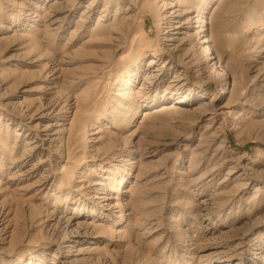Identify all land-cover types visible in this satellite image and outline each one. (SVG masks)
<instances>
[{
  "label": "rangeland",
  "instance_id": "1",
  "mask_svg": "<svg viewBox=\"0 0 264 264\" xmlns=\"http://www.w3.org/2000/svg\"><path fill=\"white\" fill-rule=\"evenodd\" d=\"M0 264H264V0H0Z\"/></svg>",
  "mask_w": 264,
  "mask_h": 264
}]
</instances>
